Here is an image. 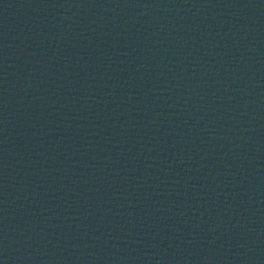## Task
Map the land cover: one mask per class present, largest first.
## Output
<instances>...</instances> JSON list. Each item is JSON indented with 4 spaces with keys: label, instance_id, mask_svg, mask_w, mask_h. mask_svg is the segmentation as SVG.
I'll list each match as a JSON object with an SVG mask.
<instances>
[{
    "label": "water",
    "instance_id": "1",
    "mask_svg": "<svg viewBox=\"0 0 264 264\" xmlns=\"http://www.w3.org/2000/svg\"><path fill=\"white\" fill-rule=\"evenodd\" d=\"M0 264H264V0H0Z\"/></svg>",
    "mask_w": 264,
    "mask_h": 264
}]
</instances>
